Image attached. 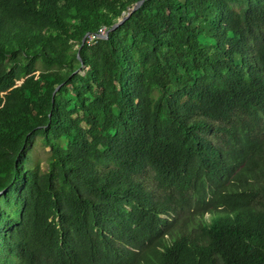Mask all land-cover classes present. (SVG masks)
Masks as SVG:
<instances>
[{
	"label": "trees",
	"instance_id": "1",
	"mask_svg": "<svg viewBox=\"0 0 264 264\" xmlns=\"http://www.w3.org/2000/svg\"><path fill=\"white\" fill-rule=\"evenodd\" d=\"M135 1L0 0V264H264V0Z\"/></svg>",
	"mask_w": 264,
	"mask_h": 264
},
{
	"label": "water",
	"instance_id": "2",
	"mask_svg": "<svg viewBox=\"0 0 264 264\" xmlns=\"http://www.w3.org/2000/svg\"><path fill=\"white\" fill-rule=\"evenodd\" d=\"M143 1L144 0H137V1H135L134 3H132V4H130L129 6H128V9H127V11H126V13L122 16V17H120L116 22H114L113 23V25L109 28V29H107L104 33H100V32H98L97 33V37H99V38H107V36H108V32H109V30H111V29H114V28H116L123 20H125L135 9H137L142 3H143ZM87 35H88V33H86L84 36H83V38H82V42H84V40L86 39V37H87ZM77 60H80V56H79V53L77 54ZM2 191V190H1ZM0 191V192H1Z\"/></svg>",
	"mask_w": 264,
	"mask_h": 264
},
{
	"label": "rangeland",
	"instance_id": "3",
	"mask_svg": "<svg viewBox=\"0 0 264 264\" xmlns=\"http://www.w3.org/2000/svg\"><path fill=\"white\" fill-rule=\"evenodd\" d=\"M68 64H70V61L67 62V70L70 69V67H68ZM61 68L60 67H57L56 70L53 72V73H56L58 72V70H60ZM35 152L42 158H44L46 156V153H47V150H48V147H44L43 145L40 144V142L38 141L36 144H35ZM225 179L222 178V179H218L219 183H222Z\"/></svg>",
	"mask_w": 264,
	"mask_h": 264
},
{
	"label": "built area",
	"instance_id": "4",
	"mask_svg": "<svg viewBox=\"0 0 264 264\" xmlns=\"http://www.w3.org/2000/svg\"><path fill=\"white\" fill-rule=\"evenodd\" d=\"M106 30H107L106 27L103 26V27L100 28L99 32H100V33H104ZM92 36H93V35H92Z\"/></svg>",
	"mask_w": 264,
	"mask_h": 264
}]
</instances>
